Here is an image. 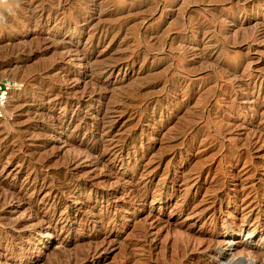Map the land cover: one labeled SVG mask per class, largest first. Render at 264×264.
I'll use <instances>...</instances> for the list:
<instances>
[{
    "label": "rangeland",
    "instance_id": "obj_1",
    "mask_svg": "<svg viewBox=\"0 0 264 264\" xmlns=\"http://www.w3.org/2000/svg\"><path fill=\"white\" fill-rule=\"evenodd\" d=\"M0 264H264V0H0Z\"/></svg>",
    "mask_w": 264,
    "mask_h": 264
},
{
    "label": "built area",
    "instance_id": "obj_2",
    "mask_svg": "<svg viewBox=\"0 0 264 264\" xmlns=\"http://www.w3.org/2000/svg\"><path fill=\"white\" fill-rule=\"evenodd\" d=\"M13 80H1L0 81V118L4 116L10 91L14 87Z\"/></svg>",
    "mask_w": 264,
    "mask_h": 264
},
{
    "label": "bare ground",
    "instance_id": "obj_3",
    "mask_svg": "<svg viewBox=\"0 0 264 264\" xmlns=\"http://www.w3.org/2000/svg\"><path fill=\"white\" fill-rule=\"evenodd\" d=\"M13 82L16 83L15 81H13ZM13 89H14V87H12V89H11V91H10L9 99H10V97H11V94H12V92H13ZM9 99H8V103H9ZM8 103H7V107H8ZM7 107H6V109H7Z\"/></svg>",
    "mask_w": 264,
    "mask_h": 264
}]
</instances>
